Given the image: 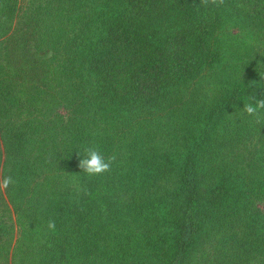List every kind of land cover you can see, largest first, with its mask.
<instances>
[{
  "label": "trees",
  "instance_id": "1",
  "mask_svg": "<svg viewBox=\"0 0 264 264\" xmlns=\"http://www.w3.org/2000/svg\"><path fill=\"white\" fill-rule=\"evenodd\" d=\"M252 98L264 0H0V264H264Z\"/></svg>",
  "mask_w": 264,
  "mask_h": 264
},
{
  "label": "clouds",
  "instance_id": "2",
  "mask_svg": "<svg viewBox=\"0 0 264 264\" xmlns=\"http://www.w3.org/2000/svg\"><path fill=\"white\" fill-rule=\"evenodd\" d=\"M201 3L207 7L209 4L216 5L217 7L224 4V0H201ZM243 112L248 116L254 117L256 123L264 122V99L252 98L251 102L244 103L242 108ZM86 156L80 160L79 167L82 172L88 175H102L104 173L111 171V165L115 160V157H108L107 159L104 155L94 147H88L85 149ZM10 183V180L4 181V186ZM55 222L50 221L48 223V228L55 230Z\"/></svg>",
  "mask_w": 264,
  "mask_h": 264
}]
</instances>
